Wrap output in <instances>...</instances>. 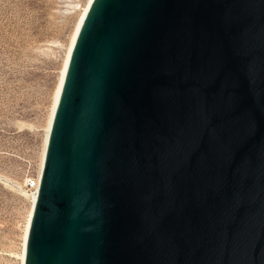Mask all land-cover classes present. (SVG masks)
<instances>
[{"label":"water","instance_id":"water-1","mask_svg":"<svg viewBox=\"0 0 264 264\" xmlns=\"http://www.w3.org/2000/svg\"><path fill=\"white\" fill-rule=\"evenodd\" d=\"M24 264H264V0H92Z\"/></svg>","mask_w":264,"mask_h":264},{"label":"rangeland","instance_id":"rangeland-1","mask_svg":"<svg viewBox=\"0 0 264 264\" xmlns=\"http://www.w3.org/2000/svg\"><path fill=\"white\" fill-rule=\"evenodd\" d=\"M85 1L0 0V264L20 263L29 202L18 186L29 190L27 181L36 177L69 37Z\"/></svg>","mask_w":264,"mask_h":264},{"label":"bare ground","instance_id":"bare-ground-1","mask_svg":"<svg viewBox=\"0 0 264 264\" xmlns=\"http://www.w3.org/2000/svg\"><path fill=\"white\" fill-rule=\"evenodd\" d=\"M91 2H92V0H86L85 3L83 4V6L80 7L81 9L78 13L77 20L75 22L73 31L69 37V42H68V45L66 48L65 57L63 60L60 75H59L58 82H57L55 92L53 95L52 105H51V108L49 111L48 120H47L45 130H44L45 134H44V139H43V144H42V151H41V155H40V164H39L38 171H37V174L35 177V179L37 181H39V177H40V173H41V169H42V165H43V161H44V156H45V149H46V145H47V140H48L51 124H52V119L54 117V112H55L56 105H57V102L59 99V95H60V92L62 89V85H63L64 77L66 74V69H67L69 58H70V54H71L74 42L76 40V37L78 35V32L80 30V27L82 25V22L84 20V17L88 11V8H89ZM18 187H20L19 192L21 193V195L29 202V207H28V211H27V215H26V219H25V224H24V228H23V233H22L21 249H20V252L18 254V258H19V262H20L19 264H24L26 239H27L28 228L30 225L32 212H33V207H34V204L36 201L37 188L35 190H24L22 188V185H19ZM23 187H24V185H23Z\"/></svg>","mask_w":264,"mask_h":264},{"label":"built area","instance_id":"built-area-1","mask_svg":"<svg viewBox=\"0 0 264 264\" xmlns=\"http://www.w3.org/2000/svg\"><path fill=\"white\" fill-rule=\"evenodd\" d=\"M38 185H39V181H37L36 179H31L30 181L27 182L26 187L29 190H35L36 188L38 189Z\"/></svg>","mask_w":264,"mask_h":264}]
</instances>
